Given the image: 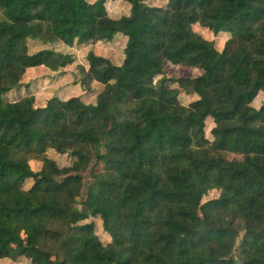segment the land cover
<instances>
[{"label":"trees","instance_id":"1","mask_svg":"<svg viewBox=\"0 0 264 264\" xmlns=\"http://www.w3.org/2000/svg\"><path fill=\"white\" fill-rule=\"evenodd\" d=\"M108 1L128 13L109 17ZM118 37L120 64L90 49L80 68L83 92L100 85L93 102L36 105L34 70L54 75L74 58L31 54L29 41ZM167 65L199 74L166 77ZM167 84L177 91L164 100ZM204 186L231 196L202 203ZM263 188L264 0H0V252L32 264H264Z\"/></svg>","mask_w":264,"mask_h":264},{"label":"rangeland","instance_id":"2","mask_svg":"<svg viewBox=\"0 0 264 264\" xmlns=\"http://www.w3.org/2000/svg\"><path fill=\"white\" fill-rule=\"evenodd\" d=\"M90 3L95 0H88ZM167 0H146V3L150 6H165ZM128 4L123 1H108L105 3V8L109 17L118 18L122 15L128 13ZM195 31H198L206 36L208 30L203 28L195 27ZM222 33V32H221ZM212 41L214 42L215 48H221L226 37L219 35L213 36ZM29 52L31 54L43 49V48H53L56 51H60L62 53L71 54L74 58V63L70 66H67L64 69H61L60 72L53 74H49L48 71L34 70L32 77L28 79V86L31 88V92L36 97V105H41L46 100H48L52 96H61V98H65L73 95H81L83 101L85 103L93 102L96 90L100 89V85L93 84L88 92H83L81 86H79L77 81L80 80L79 71L80 68H85L87 66L86 63V54L92 49L94 53L104 56L111 60L115 64H120L122 61V51L124 48V40L121 37L116 38V40L112 42L100 43L96 45H75L73 47H65L61 45V43L54 45H42L38 42L29 41ZM199 74V72L195 69L184 68L179 66L167 65L164 69V75L166 77L178 78V77H195ZM30 76V75H29ZM177 91V88L174 84H167L166 88L163 92L162 98L167 100L169 96L174 94ZM18 94H10L9 96L14 99ZM17 99V98H15ZM179 99L182 103L187 104L191 98L179 96ZM210 129L211 123L210 120L206 121L205 127V135L210 138ZM49 155L58 163L59 166H65L70 163V158L67 156H58L53 153H49ZM31 168L35 169V162H30ZM31 184L30 180H27L24 184V188L29 187ZM215 186H204L197 190L196 195L198 199L205 203L212 199L218 198H228L231 196V193L223 191L219 187ZM261 195L264 196V188L261 190ZM92 222L95 225V234L98 239L103 243H108L109 237L103 231L101 227V221L97 218H88L84 223ZM23 239L28 244H34L35 241L31 238H28L23 234ZM11 247L0 252V264H32L30 261V257L27 255L21 257H13ZM38 264H57L56 261L51 258L45 261H41Z\"/></svg>","mask_w":264,"mask_h":264}]
</instances>
